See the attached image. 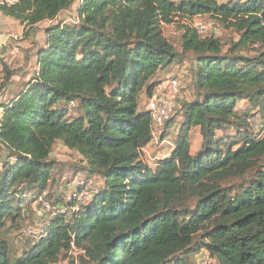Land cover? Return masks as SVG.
Listing matches in <instances>:
<instances>
[{
  "label": "trees",
  "instance_id": "obj_1",
  "mask_svg": "<svg viewBox=\"0 0 264 264\" xmlns=\"http://www.w3.org/2000/svg\"><path fill=\"white\" fill-rule=\"evenodd\" d=\"M77 1L19 0L0 13L32 29ZM82 1L78 25L46 30L36 78L1 116L0 144L9 156L0 171V264H58L73 246L84 252L80 264H167L190 253L199 233L219 264H264V133L259 140L243 135L238 150L237 144L225 149L217 137L237 117L241 99L264 107V53L249 60L225 56L221 41L183 26L180 54L163 31L177 18L210 17L240 35L235 49L264 48V0L230 6L217 0ZM189 53L196 58L199 97L183 105L175 149L153 170L141 160L153 140V119L140 112V99L151 98L155 78ZM73 105L77 115L69 121ZM195 128L202 147L194 156ZM57 142L102 178L103 189L86 211L49 220L37 246L14 258L2 234L5 221L27 197L43 199Z\"/></svg>",
  "mask_w": 264,
  "mask_h": 264
},
{
  "label": "rangeland",
  "instance_id": "obj_2",
  "mask_svg": "<svg viewBox=\"0 0 264 264\" xmlns=\"http://www.w3.org/2000/svg\"><path fill=\"white\" fill-rule=\"evenodd\" d=\"M177 1V0H176ZM179 1V0H178ZM220 6L238 5L240 2H246L247 0H217ZM82 0H78L76 4L68 11L61 14L56 20L52 22L43 23L35 28H28L24 25L21 27V33L17 34L15 40V51H17L19 57L12 59L14 63L24 62L18 73L21 77V84L19 89H14V92L21 90V85L26 83L28 77L31 79L36 78L34 67H35V56L37 52L47 46L46 30L53 26H66L75 27L76 18H78V9L82 4ZM4 19L0 18V25ZM193 21L197 22H214L213 31L208 34H204V38L214 37L221 41L223 46V55L239 57L243 59H254L264 53V48L259 45L251 44L247 48L235 49L234 46L238 44L240 35L233 29L229 28L225 22L217 21L210 17H196ZM181 22V21H180ZM182 23V22H181ZM180 23V24H181ZM184 25H169L164 26L163 31L165 37L171 42L175 49L182 54V43L181 37L183 34ZM1 28V26H0ZM9 33L3 36V40L7 41ZM8 44V43H7ZM6 44V45H7ZM8 46V45H7ZM5 47V46H4ZM3 53V52H2ZM14 58V57H12ZM0 59L1 60H4ZM0 63V96L3 100H9L8 95L13 93L9 88L10 83L7 81V73L13 75L14 71L2 66ZM5 65L7 62L4 63ZM196 58L192 54L183 55L182 62L179 65L173 66L170 70L161 72L156 78L155 82L167 83L170 78H178L181 81L182 90L181 96L178 99V107L175 116L170 120L166 128L165 143L161 144L159 141H154V145L142 153V162L144 165L157 169V166L162 162L171 157L172 150L175 146L176 134L178 135L180 128L183 124V105L193 101L199 94L194 86V80L192 72L196 68ZM33 74V76H32ZM31 75V76H30ZM23 87V86H22ZM157 92V91H155ZM148 98V97H147ZM149 99V98H148ZM148 99L145 94L141 96L140 108L142 111L147 110ZM264 102V97H263ZM68 117L70 121L76 117L77 112L75 106L67 107ZM237 117L231 120V123L223 130L218 132L217 137L224 139L228 147H233V150H238L244 145L242 140L243 135L252 136L254 139H261L264 133V107L263 105H254L252 101L248 99H241L236 108ZM2 116V113H1ZM198 130L192 129L190 140L192 145L195 146L199 151L201 150V143H199ZM201 137V136H200ZM218 139V140H219ZM9 152L6 148L0 144V169L8 159ZM51 162H53L52 170V183L49 189L42 195L43 201L49 203L51 208H56L62 205L67 206L68 198L77 201L72 202L68 206L70 215L73 212L85 210L89 207L90 203L95 199V196L103 189V180L97 175L89 174L85 170L87 164L82 161V158L75 152L66 148L61 142H57L51 153ZM254 175H250L249 179H252ZM84 184L83 186H81ZM34 197L39 196L37 192L34 193ZM32 197V198H34ZM39 197L31 199L27 197L26 201L20 203V207L15 209L12 217L5 221V227L2 231L4 240L9 244L10 252L14 258L23 257L26 253H30L34 247L37 246L46 224L49 223V214L43 210V205H39ZM18 199V198H17ZM19 200V199H18ZM25 200V199H24ZM21 201V200H19ZM204 238L203 234L199 233L195 237L194 245L190 249L191 252L187 255H181L169 261L167 264H179L184 257H188L187 261L189 264H219L216 259H211L206 249L203 248ZM75 253L73 258H70V252L65 253L59 263L69 264H80V256L84 255L77 249L73 250ZM58 263V264H59Z\"/></svg>",
  "mask_w": 264,
  "mask_h": 264
},
{
  "label": "built area",
  "instance_id": "obj_3",
  "mask_svg": "<svg viewBox=\"0 0 264 264\" xmlns=\"http://www.w3.org/2000/svg\"><path fill=\"white\" fill-rule=\"evenodd\" d=\"M19 0H0V7L7 6L12 7L17 5ZM184 26H188L192 29H195L200 35L208 34L209 32L213 31L214 29V22H197L193 20H189L184 18L181 21ZM79 19L76 18L75 24L78 25ZM182 85L181 81L178 78L169 79L168 82L165 84L164 89L157 91L154 95L148 99L147 110L153 121L152 125V136L153 140L159 141L163 144L165 143L166 138L162 139L166 127L170 120L175 116L177 107L179 105L178 99L181 96ZM2 110H0V117H1ZM1 120V119H0ZM82 184L81 186H83ZM68 198L67 204L70 205L72 202L77 201L76 199L72 200ZM43 205V210L49 214V220L56 218L60 215H67L69 212L68 207L62 205L56 208H51L49 203L43 201V199L39 200V205ZM77 248L73 246L72 250L70 251V258H73L75 253L73 250ZM78 250V249H77ZM80 253L84 254L83 251L78 250ZM59 264H69V263H59Z\"/></svg>",
  "mask_w": 264,
  "mask_h": 264
},
{
  "label": "crops",
  "instance_id": "obj_4",
  "mask_svg": "<svg viewBox=\"0 0 264 264\" xmlns=\"http://www.w3.org/2000/svg\"><path fill=\"white\" fill-rule=\"evenodd\" d=\"M181 1L182 0H179V1L177 0L176 2L179 3ZM0 18L4 19V21L2 22L3 25H0L1 26V28H0V59L5 58L4 60H1L0 63H3L2 66H4V67H6V68H8V69H10L12 71H14L13 75L11 76L10 80L7 83V84L10 83L9 88H11L10 91L13 93L14 92L13 91L14 89H16V90L19 89V86H20V84L22 82L21 81L22 78L19 77V74L20 73H18V72L20 71L19 68H21V66L24 65V62H20L19 61V64H18V63H14L13 60H12V59H15L16 57L18 58L20 56V55H18L17 51H15L16 50L15 49V44L16 45H19V44L16 43L14 39H16L17 34H20L21 33V27L19 26V25H21V23L19 21L15 20V19H12L10 17L5 16L2 13H0ZM45 23H47V22H45ZM180 23H181L180 22V19L177 18L176 19V22L174 24H172V25H175V24L182 25V23L181 24ZM7 33H9V36L8 37L9 38L11 37V38L9 40H7V41H4L3 40V36L5 34H7ZM43 48H46V47H42L41 49H43ZM181 49H182V47H181ZM38 52H37V54H38ZM37 54L35 56V67H34V70H36L35 71V75L38 73L37 72L38 71V62H37L38 61V57H37ZM12 57H14V58H12ZM21 59L22 58L19 57L18 60H21ZM5 62H7L6 65L4 64ZM32 76H33V74H32ZM33 79H31V77H28L27 80H25L26 83L24 85H21V90L20 91L14 92L11 96L8 95L10 97L8 101L7 100H3L1 98V96H0V110H2V115L4 113L5 107L6 106H9L24 91H26V89L28 88L29 84H31V82H33ZM165 84L166 83H160L158 85V87L156 88V91H160V90L164 89ZM145 97H146V99H148L146 95H145ZM139 109H140V112H145V111H142L140 107H139ZM0 119H1V117H0ZM197 130L199 131L198 132V134H199V141L198 142L201 143V147H202V137H200L201 136L200 135V128H195V131H197ZM177 136L178 135L176 134V138H177ZM165 138H168V137L166 136ZM176 138H175V140H176ZM154 141L155 140H152V142L143 150V152L146 153V151L149 149V147H151L152 145H154ZM174 149H175V146H174V148L172 150V153H173ZM198 152H199V150L195 146L192 145V141H191V154L195 156ZM0 171H1V169H0ZM102 184L104 185V182H102Z\"/></svg>",
  "mask_w": 264,
  "mask_h": 264
}]
</instances>
